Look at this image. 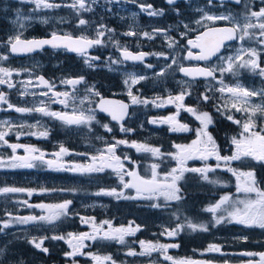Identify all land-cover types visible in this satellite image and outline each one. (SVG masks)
Wrapping results in <instances>:
<instances>
[{
  "label": "flooded vegetation",
  "instance_id": "flooded-vegetation-1",
  "mask_svg": "<svg viewBox=\"0 0 264 264\" xmlns=\"http://www.w3.org/2000/svg\"><path fill=\"white\" fill-rule=\"evenodd\" d=\"M48 2L60 5V7L37 9L31 0H25L23 3L19 2V0H0V55L7 56L6 60H0V67H7L10 70H14L15 68L18 69L17 71L14 70L10 77V82L14 84V87L9 88L7 84L0 85V92H3L7 98L6 103L0 102V108H2L0 110V118L12 112L7 105L8 103L16 104L18 99L16 92L22 87L23 79L27 77V74L32 76L33 80L30 81L31 83L24 82L25 84L30 87L35 85L31 88L41 91V96L45 97L47 102L48 99L52 101L55 100L56 103L54 105L62 107L64 104L59 103V100L63 99V97L57 98L54 96L55 92L63 93L64 84H60V77L62 75L72 74L75 75L73 78H78V76L76 77L77 74L81 72L85 73L88 69H85L83 59L87 56L89 58L98 57V59H91L92 62L100 64L98 68L100 71L105 68L102 64L105 57L102 53L103 45H94L91 50L87 51V56L67 51L63 47L52 48L51 46H44L42 49L30 53L13 54L9 51V47L6 44L8 37H15V35L20 33L22 34V39H46L50 38L51 34L55 32L59 35L67 33L73 37L87 36L90 39H95L97 38V29L103 25L104 28L100 30L104 31L105 34L108 32L107 35H111L115 46L118 48L117 55L119 56V62L116 63V67L124 71L126 69L133 70L145 76V79L131 87L130 90L132 94L139 96L140 100H147L146 97L149 95L153 96L157 93L160 98L162 97V102L159 103L162 106L158 107L159 110L157 111L156 119L168 117L177 112L174 104L166 102L167 96H176L182 91H188L190 94L187 95L183 102L185 107L195 108L198 113L207 110L206 112L211 115L214 121L212 125H209L208 132L214 137L219 146L220 154L222 156L232 155L234 146L231 144V137L238 136L241 127L229 121L227 116L232 115L235 119L244 122L247 119V114L244 112H237L235 109H231L230 106L227 110L220 107V103L225 100L219 98V96L222 95L219 89L223 86H235L237 84L250 90L264 89V76H260L258 72H252L247 68H238L235 73L225 72L221 74L217 71L214 77L206 78L197 76L192 78L184 75L179 69L180 67L212 68L224 66V59L227 58L228 54L231 52V45H227L221 53L209 60L187 58L189 50H191L194 55L199 52L197 49L188 45L187 41L189 39H195L196 35L205 31V24L209 27H224L231 25L228 21H216L214 23L205 21L203 24L198 25L196 21L203 15V12L198 11V9H203L204 12H208L209 14L221 15L231 13L235 19H243L244 14L248 11L245 5H250L252 10H258L260 7H264V4H261L260 0H242L238 5L232 4L231 2H223V4H221V2L214 0L211 5L208 4V0H176L175 5L167 4L166 0H134V2L133 0H111V2H108V0H96V3H93L92 0H86V5L91 8V11H77V9L70 7L74 0H48ZM140 5H151L154 10H163V14L149 16L147 12L141 10ZM177 8L179 9V15L176 12ZM17 10L20 11V19L17 23H12V21L17 20ZM40 14L47 16L54 15L55 17L61 16L62 19L60 21L59 19L55 21L54 18L50 17L49 19L40 20L36 18ZM24 16L31 18L25 22L21 18ZM80 19L86 20L87 23L85 25H80ZM185 25L188 27L185 28ZM154 29L166 31L154 32ZM128 32H135L136 35H126ZM144 32L151 33V38L145 37L143 35ZM181 33H187V35L182 36ZM244 41L248 44H258L260 47V49H257L258 52H260L259 63L264 67V45H261L257 39L245 38ZM170 43H172L171 47L169 46ZM237 43L238 42H236V45ZM124 49H127L133 54L146 53L147 55L144 56L145 58L142 61H125L122 54ZM107 51L110 52L111 50H108V48L104 49V53ZM173 59L176 60L175 64H173ZM73 60L77 62L78 68L76 65H72ZM148 65H151V67H148ZM169 65H171V67H169ZM162 71L163 75H160ZM113 72L115 73L116 80L113 81L111 90L105 93L106 89L103 85V80L98 83V89L102 95L101 97L115 96L129 103L130 115L124 122H114L110 117L98 110L100 97L96 103V109L98 111L97 116H95V120L92 121V125L88 128L85 125H65L60 120L54 117L51 119L49 116L46 117L48 126L45 128V131L48 132L47 137L38 135V133L43 131H33L37 133V135H25L20 138L23 139L20 141V144L24 145L23 142H30L29 146L44 152L45 160H49L55 159L52 154L58 152L61 146L57 145L55 140L66 139L64 147L69 150V154L62 157L61 163L68 166L90 163L91 156L97 155L100 150L107 146L103 141L104 139L108 143L128 138L129 140H126L128 142L133 140L132 133L135 131L136 124L131 125L129 120H131L130 118L134 111V105L126 90L127 87L124 83V74L116 70ZM40 76H43L45 80L54 85L51 91H49L46 85L40 84L37 79ZM83 83L84 82L79 84V87L82 86ZM69 86L73 89L71 85ZM203 91H206L208 96L211 95V98L207 101H204L200 97ZM44 92H47L48 95H42ZM252 98L264 101V98L260 96ZM148 105H150V103ZM142 106V111H151L147 108L146 104L142 103ZM218 107L221 108L220 111H217ZM60 112L71 113V111L64 110H60ZM177 119L179 123L187 124L190 131H170V126L168 124H160L158 125L159 127H155L153 130L154 134H161L157 136L159 140L153 143L165 153L169 149L176 151L175 148H171L174 144H190L196 139L195 130L201 126L195 116L183 109L180 110ZM106 122L109 123L108 127L111 128L110 132L103 127ZM145 122L147 127L148 122ZM255 122L257 130L264 127V116L257 113ZM58 123L67 128L66 131H58L56 129ZM121 126L125 129H132L133 131H121ZM137 127L139 128V126ZM70 128H72V130H70ZM75 129L79 130L76 131ZM146 134H149L147 128L141 130L140 137L144 138L143 136ZM170 138L176 141H172L170 143L171 145L168 146V140ZM18 140L19 138L17 137L16 141ZM10 151H12L10 147L0 144V157L5 155L4 158L7 159ZM16 155L24 156L26 153L23 148H18L16 150ZM116 155L121 157L127 170H134V151L129 147V144L119 145L116 149ZM125 156L129 157V159L124 160L123 158ZM33 163L35 166L32 168H0V188L15 187L34 190L31 196H29L27 192H17L7 193V197L12 201V199H17L18 196H22L23 200L19 202L28 201L29 205L59 204L69 200L72 201V203L68 207L67 215L60 217L52 223L44 221L32 222L33 227L29 229L28 232H23L22 230L14 232L10 229V231H5L4 229L3 232H0V248L4 246L15 251L18 254H16L17 259H20V261L23 260L24 264H74V262L75 264H95L96 262L94 261L93 263L92 261V255L101 256L103 248L112 250L110 253L114 255L118 247V242L115 240H85V247L82 249L84 255L78 254L75 257L64 256L65 252L71 250L66 240H45L43 246L49 249L47 254L35 249L29 243V240L32 238L39 239L41 237H51L53 235H64L67 238L68 233H91V223H82L81 218H94L97 224L108 220L112 222L113 227L119 226L117 224L118 209L115 204L120 199L118 200L114 196L97 194L101 193V190L112 189L119 180L116 173L111 169H105L103 172L80 173L68 171L66 169L57 170L55 168H49L46 163L39 160ZM206 163L215 168L217 161L214 158H209ZM171 164H173V162H171ZM171 164L165 161L162 162L160 170L164 172L163 174L167 173V169L170 171ZM204 164L205 162L201 160H189L187 166L203 167ZM167 165L170 166L167 167ZM230 167L245 172L253 171L258 186L264 189V161L247 158L240 161H232ZM227 171V167L221 162L220 168H217L215 172L208 173L209 179L217 180V178L212 177L217 174L230 175ZM188 174L190 173H187V175ZM191 175L193 176V185L194 183H205L211 186H219L221 190H225V188L233 184V187L236 188L235 176H233L232 179L221 178L217 180L221 181L223 184H229L228 187H221V183L213 184L202 180L199 174L191 173ZM125 178L131 179L128 176H125ZM184 181L186 182L187 179L185 178ZM184 181L182 180L180 185ZM42 189H47L48 191H41ZM123 192L128 195L133 194V191L130 189H125ZM134 194L136 193L134 192ZM214 196H216V194L212 191L206 192L205 200H207V202L204 201L203 203L205 208L214 204L217 197L221 195L218 193L216 198ZM121 200L125 199L121 198ZM99 201L108 203L110 206L106 207V209L102 206H94L93 202ZM28 211L27 209L22 210L21 212L24 215L21 216H42L47 214L46 209L38 207H35L33 215L27 213ZM181 219L182 218H180V220ZM194 219L195 220H191V222L200 223L197 217ZM180 222L181 221H178V224L182 225L183 222ZM226 224L228 223L223 222L217 225L218 229ZM233 224L239 226L241 229H248L250 231L256 230L257 235L255 239L257 243L264 240V229L249 228L237 223ZM107 227V225H104L105 230ZM248 235H250V233ZM245 236V234L242 235V237ZM175 238L176 236L174 239ZM173 244L177 243L173 242ZM178 248L174 249L176 250ZM89 253L92 255H88ZM154 255L155 252H152L150 256ZM170 263L173 264V261H170Z\"/></svg>",
  "mask_w": 264,
  "mask_h": 264
},
{
  "label": "snow or ice",
  "instance_id": "snow-or-ice-1",
  "mask_svg": "<svg viewBox=\"0 0 264 264\" xmlns=\"http://www.w3.org/2000/svg\"><path fill=\"white\" fill-rule=\"evenodd\" d=\"M23 3L25 0H19ZM35 4L36 8H55L60 7V5L53 4L48 2V0H31ZM93 3H96V0H92ZM111 2V0H108ZM134 2V0H133ZM167 4L175 5L176 0H166ZM223 4V0H220ZM235 4H240L242 0H233ZM261 4H264V0H260ZM213 0H208V4L211 5ZM70 7L79 10L91 11L90 7H87L86 0H74ZM245 7L248 11L244 14V23L241 24L235 21V17L229 14H209L204 12L203 9H198V11L203 12V15L196 23L203 24L205 21L216 22V21H228L232 26L225 27H209L205 24L206 30L196 35L195 39H189L187 41L188 45L192 48L199 49L197 54H193L191 50L188 52V59L195 60H209L211 57L216 56L223 48L227 41H232L239 39L244 41L245 38L248 39H257L261 45H264V7H260L258 10H252L251 6L246 4ZM142 11L147 12L149 16L162 15L163 10H154L151 5H140ZM177 14L179 15V9H176ZM17 20L12 21V23H17L20 19V11L17 10ZM255 21V22H253ZM86 20L80 19L79 24L85 25ZM22 26V25H21ZM188 26L185 25V28ZM104 28L101 25L97 29V38L90 39L87 36L73 37L70 34L59 35L57 33H52L50 38L47 39H22L20 33L15 35V37H8L6 44L9 47V51L13 54L17 53H30L38 49H42L44 46H51L52 48H61L63 47L67 51L76 52L77 54L87 56V49L93 47L94 45H100L102 40L100 37L104 36V31L100 29ZM110 31V30H109ZM154 32H164L166 30L154 29ZM126 35H136L135 32H128ZM145 37L151 38L152 34L144 32ZM182 36H186L187 33H181ZM172 46V43L169 44ZM123 57L125 60L132 61H142L146 53L132 54L127 49L123 50ZM162 55V54H161ZM260 52L256 48H243L238 49L237 54L234 56H229L224 60V66L219 67H197V68H185L180 67V71L185 73V75L190 77L203 76V77H214L215 73L219 71L221 74L225 72L235 73L238 68H247L252 72H258L260 76H264V67L259 63ZM7 56L0 55V60H6ZM98 59L89 58L86 62L89 63L91 67L90 60ZM176 63V60L173 59V64ZM151 67V65H148ZM171 67V65H169ZM8 68L0 67V85L7 84L9 88L14 87V84L10 82V77L12 72ZM163 75V71L160 73ZM42 85H46L51 91L54 88V85L49 81L45 80L43 76L37 78ZM129 79L132 84L138 83L140 80L145 79V77L140 76L136 77L133 74H130ZM84 82V77L78 78H66L61 80L62 84H67L73 86V92L75 91V86ZM29 83H31L29 81ZM125 83H128V80H125ZM222 83V81H221ZM91 95L100 96L99 92H96L94 86L86 90ZM221 93H228L229 100L231 101V109H235L237 112H244L247 114V119L244 122L235 119L232 115H228L227 119L233 123L240 125L241 131L238 136L231 137V144L234 146V151L230 156H222L219 151V146L217 145L214 137L208 132L209 125L214 123L211 115L208 112L198 113L197 109L192 107H185L183 101L186 95L190 93L182 91L176 96H169L167 98V103L175 104L177 112L174 115L160 119H152L150 123L152 124H168L170 126V131H190L187 124H182L178 122V115L180 110H185L195 116L196 120L200 122V127L196 131V139L193 140L190 144H175V152L168 153L167 155L176 162V166L170 169L163 176L157 171L159 165L153 163L151 167L150 176H141L136 170H127L125 168L124 162L120 156L116 155V149L119 145L129 144L126 140H115L111 144L100 150L97 155H93L90 158V163L88 164H75V165H64L61 163L62 157L69 154V150L63 145L60 146L59 151L53 153L52 155L55 159L45 160V153L41 152L39 149L21 144H8L6 136L8 132L0 131V144L7 145L11 148L13 155L7 159L0 157V168L9 167V168H32L35 166L34 161H41L46 163L49 168H55L57 170L66 169L72 172L80 173H94V172H103L105 169H111L116 173L120 183L122 184V189L117 191L116 188L110 190H101V193L108 196H114L116 199H137L143 198L150 201H159L163 198L164 204L167 205L171 201H181L184 199V194L180 187V182L184 180L186 173H196L199 174L200 178L209 183H220L217 180H210L208 173L215 172L217 168L221 167V162L227 167V170L231 172L236 177V192L243 194V198L237 196L233 198L231 194H226L220 197L218 201L214 204L208 206L204 211L209 212L213 215L216 225H219L223 222L227 223H237L249 228H260L264 229V189H261L258 186L255 173L253 171H240L230 167L232 161H240L243 159L251 158L257 161H264V127L257 130V125L255 122V117L257 113H260L261 116H264V103L253 104L251 102L252 97L260 96L264 98V89L260 90H250L243 87L240 84L235 86H223L219 89ZM24 93H22L23 95ZM42 95L47 96L48 93L44 92ZM128 95L131 97L132 103H144L147 104L149 101L140 100L137 96L133 95L131 90H129ZM54 96L63 99L59 100V103L68 105V101L73 97V93L67 91L60 93L55 92ZM88 99V96L80 99V104H84L85 100ZM202 99L207 101L209 97L203 95ZM0 102L6 103L7 98L3 92H0ZM155 106L160 107L161 104H157L156 101H152ZM43 105L44 102L41 101ZM9 109H15L18 113L24 112H41L45 115L54 117L65 125H89L93 120H95V115L93 114L94 110H83L78 108H73L71 113L68 112H51L48 111L46 107H35V108H21L15 107L11 103H8ZM99 107L101 111L108 112L111 115L112 120L121 121L127 115V104L122 102L106 100L103 97L100 98ZM225 110L229 108V103L226 102L222 106ZM221 108H217V111H220ZM0 125H7L9 130L13 127L9 121H0ZM20 127H23L22 125ZM107 131H111V128L107 124L103 125ZM121 131H132V129H125L121 126ZM21 133H17L19 137ZM31 135H37L33 132ZM39 136L47 137L48 132L43 131L38 133ZM131 147L135 148L137 152L149 153L153 157H160L163 154L161 153L160 148L153 147L146 143H137L132 141L130 144ZM18 148H23L26 155L19 156L16 155V150ZM38 153V155H37ZM209 158H214L217 163L215 168L208 165L206 162ZM124 160L129 159L125 156ZM189 160H201L205 164L203 167H188ZM125 176L130 177L131 179L125 181ZM123 189H134L135 196H125ZM34 190L21 189L15 187H3L0 188V194L7 193H17V192H27L29 196L33 194ZM41 191H48L47 189H42ZM254 194V195H253ZM27 204V201H24ZM72 201H64L59 204H38V205H28L29 207H38L41 209H46L47 214L42 216H27V217H12L11 213L7 215L10 217L8 221L0 222V232H3L5 228H8L10 224L15 221L20 224H27L29 222L35 221H44L47 223H52L58 220L60 217L67 215L68 207ZM154 208L161 207L160 203H153L151 205ZM219 210H223L226 215H217ZM81 222L85 224L91 223L92 232L91 233H68L67 238L64 235H53L51 237H41L39 239L32 238L29 240V243L37 250L47 254L49 249L44 247V241L47 239L52 240H66V243L70 247V251L65 252V257H75L78 254L84 255L82 249L85 247V240H115L118 243L123 244L125 242L126 236L134 235L137 231L140 230V226L136 225L133 227L134 222H129L127 227H113L112 222L105 220L100 224L95 223L94 218H81ZM104 225H107V229H104ZM187 227L193 231H208L207 225L204 224H195L189 221L186 225L178 224L173 229H165L162 235H167L168 237H175L180 234L184 227ZM247 239V237H244ZM140 246L142 251L136 253L134 250H129L128 255H151L152 252L159 251L166 260L173 261V264H210L207 261H195L192 259H181L174 260L173 257L169 256L168 249L178 248V244H161L153 243L151 241L141 240ZM206 251L209 252H220L221 248L219 245L210 244ZM5 250L0 248V257H3ZM88 255H92L89 253ZM247 256H259L258 261H249V264H264V252L261 253H244ZM92 259L96 264H105V262L110 261L111 264H115V261L112 260L111 256H97L92 255ZM20 264H24V261L21 260ZM75 264V262H74Z\"/></svg>",
  "mask_w": 264,
  "mask_h": 264
},
{
  "label": "rangeland",
  "instance_id": "rangeland-1",
  "mask_svg": "<svg viewBox=\"0 0 264 264\" xmlns=\"http://www.w3.org/2000/svg\"><path fill=\"white\" fill-rule=\"evenodd\" d=\"M215 15H220V14H215ZM50 17L54 18L55 21L57 19H59V21L62 19L61 16L55 17L54 15L47 16V15H43V14H40L36 18L41 20V19H49ZM21 18H22L23 21L27 22V20H29L31 17L24 16V17H21ZM235 21H237V22H239L241 24H243L245 22L244 18L243 19H235ZM107 34H108V32H107ZM107 34H104L103 37H100V39L102 40V43L100 45L101 46L103 45L102 53L105 55L104 61H103L102 64H103V67H105L106 69L104 68L102 71H100L98 69L100 67V64L99 63L96 64V63L92 62V60H90V63L92 65L90 67L89 63L86 62L89 59L88 56L85 59H83V64H85L84 65L85 69H88V70L85 73L81 72V73L76 75V77L77 76L78 77L79 76L80 77L81 76L84 77V83L82 84V86H80V87H79V85L75 86V91L73 92V89H71L69 85H67V84L63 85L64 88H63L62 92L67 91L69 93H73V97L74 98H70L69 99V105H67V106L64 105L62 107H59L57 105H54L56 102H55V100L52 101L51 99H48V102H47L45 97L41 96V91H39L38 89H34V88L32 89L31 88V87H34L35 85L30 87L29 85L24 83V82H29V81L33 80V77L28 75V74L26 75L27 77L25 79H23L22 87H20L18 89V91L16 92L17 95H18V97H17L18 99H17L16 104H13V103H11V104L14 105L15 107H21V108H35V107L44 106V107L47 108L48 111H51V112H60V110L71 111L72 112L73 108L75 107V108L83 109V110H86V111L87 110H94L93 114L95 116H97L98 111L96 109V103H97L98 99L102 96L100 94V92H99V89H98V83L101 80L104 81L103 85H104L105 89L106 90H111L112 83H113V81L116 80L115 73L113 71L116 70L118 72H122L124 74V83H125V80H128V83L127 84L125 83V86L127 87V89H126L127 92H129L131 87L133 85H135V84H132L131 80L129 79L130 74H133L136 77H140V76L145 77L144 75H140V73H138L136 71L129 70V69H126L124 71V70H120V69H118L116 67V63L119 62V56L117 55L118 54V48L115 46V43H114L113 39L111 38V35L110 34L107 35ZM241 47H243L245 49H247V48L260 49V47L258 46L257 43L248 44L245 41H240L239 40L237 45L236 44L231 45V47H230L231 52H230V54H228V57L229 56H234L235 54H237L238 49H240ZM107 48H108V50H111V51L110 52L107 51L106 53H104V49H107ZM72 63H73L72 65H76L77 68H78L77 62L75 60H73ZM14 70L17 71L18 69L15 68ZM18 72H21V71H18ZM14 74H16V73H14ZM74 76L75 75H72V74H70V75H62L60 77V81L63 80V79H66V78H73ZM60 84H61V82H60ZM93 86H94L95 91L99 92L100 96L91 95L90 93H88L86 91L87 89H89V88H91ZM22 93H24V94L22 95ZM105 93H108V92H105ZM187 93H188V91H187ZM203 95H207V92L206 91L201 92V96L200 97L202 98ZM85 96H88V99L85 100L84 104H80V99L84 98ZM217 96H219V95H217ZM137 97H138V99H140L139 96H137ZM168 97L169 96H167V98ZM186 97H187V95L185 96V98ZM208 97L211 98V95H209ZM161 98L159 97L158 93L154 94L153 96L149 95L148 97H146L147 101H149L146 104V106L150 103V105L147 106V108L149 110H151L149 112L142 111L143 110L142 103L133 104L134 105V111H133L132 116L130 118L131 120H129L131 125L136 124L134 130L139 129V128H140V130H143V129L147 128L148 131H149V134H146V135L143 136L145 138V139H143V141H139L138 140V141H135V142H137V143H146L148 145L156 147V145L153 142H157V140H159V137H157V136L161 135V134L156 133L157 134L156 135V134L153 133V130H154L155 127H159L158 125H160V123L152 124V123H150V120H152L154 118L156 119L157 111L159 110V108L157 106H155V104H153L152 101L155 100L156 103L159 104L160 102H162ZM219 98L222 99V100H225L224 102L220 103V105H219L220 107H222L226 102H228L229 106H230L231 101L229 100V94L228 93H222V95L219 96ZM41 101L44 102L43 105L41 104ZM251 102L253 104L264 103V101L258 100V99H255V98H251ZM146 106H145V109H146ZM174 106H175V104H174ZM175 108H176V106H175ZM11 111L12 112L10 114H7V115L3 116L2 118H0V121H9L11 123V125L13 126L11 128V130H9L7 125H0V131L8 132V135L6 136L8 144H14V143L15 144H20L21 143L20 141L23 140V139H20V138L24 137L27 134L32 136L31 133H33V131H35V132L45 131V128H47V126H48L47 122H46V117H49V116L45 115L44 113L35 112V111L18 113V112L15 111L14 108L11 109ZM206 111L207 110H204L203 112H206ZM44 117H45V119H44ZM51 119H53V117H51ZM145 121L148 122V126L147 127L145 125V123H146ZM92 123L93 122H91L89 125H85V126L88 128L90 125H92ZM106 124L109 125V123H107V122H106ZM21 125L23 127H20ZM137 126H139V128ZM42 129H44V130H42ZM56 129L58 131H60V132H64V131H66L67 128H65L62 124L58 123L56 125ZM70 130H72V128H70ZM75 130L78 131L79 129H75ZM81 131H82V129H81ZM134 132H136V131H134ZM17 133H21L19 135L20 137L17 136ZM17 137L19 138L18 141H16ZM125 140H129V138L125 139ZM55 141H56L57 145L65 146L64 142L66 141V139H57ZM103 141H104L105 145L112 143V142L108 143L105 139ZM132 141H134V140H130L129 141V147L134 151L135 156L139 155V157H141V158L142 157H145V158L147 157V160L149 158V160L147 161V164L145 165V168L147 169V171H149V176L151 175V167L150 166L153 163H156V164L159 165V168L157 169V171L160 173L161 176L164 175L163 174L164 172H162L160 170V166H161L163 161H165L168 164H171V162H173V164H171V168L170 169L175 167V163L176 162L167 155L168 153L175 152L172 149L167 150L166 153L163 152L160 149L161 153L163 155L160 156V157H153L149 153L137 152L135 148L130 146ZM29 143L30 142H28V143L23 142L24 145H28V146L30 145ZM174 145L171 148H174ZM12 155H13V153H12V151H10L8 157H11ZM2 156H3V158L5 157V155H2ZM139 163L140 162H138V164ZM138 164L135 162L136 166ZM4 168H9V167H4ZM168 171L169 170L167 169L166 172H168ZM227 172H228V174H231L232 176H234L231 172H229V171H227ZM185 175H187V173ZM185 178H186V176H185ZM185 178H184V180H185ZM215 178H217V180L221 179L218 176L215 177ZM128 180H130V179L129 178H127V179L125 178V181H128ZM220 183H221V187H228L229 186V184H223L221 181H220ZM113 188H117L118 191H120L122 189V184L120 183L119 180L116 182V184L113 186ZM228 189H230V188H225V190H221L220 195L223 196V195H226V194H231V192H234V190H228ZM234 189L236 191V188H234ZM130 190L133 191L132 195H128V194H125V193H124V195L125 196H135L136 195V194H134L135 190L134 189H130ZM123 191H124V189H123ZM231 195L233 196V198H235L237 196H240L241 198H243V194H241V193H237L236 192L235 194H231ZM220 197H217L216 201H218L220 199ZM22 198H23L22 196H18L17 199H12V201H11V199H9L6 194H0V222L8 221L10 219V217L7 215L8 213H11L12 217H24V216H21V215H24V214H22L21 211L22 210H26V209L29 210L27 213L33 215V212H35V207H29L28 206L29 205L28 201H27V204H25L24 202H19V201L23 200ZM137 199H139V198H137ZM161 201H163V198H161L156 203H160ZM93 204H94V206H102L105 209H106V207L110 206L108 203L100 202V201L99 202H93ZM12 214H14V215H12ZM217 215H226V213L223 210H219V213H217ZM207 216L208 217L203 219L202 222H200V223H195V222H192V223L207 225L208 229H209L210 226H217L215 224L213 215L211 213H208ZM178 217L181 218V215L179 214ZM159 221L160 222L158 224H159V226L161 228L160 231H159L160 234L163 233L165 229H173V228H175V227L171 226V224L166 223L165 221H162V220H159ZM182 225H184V224L182 223ZM32 227H33L32 222H29L27 224H20V223H17L15 221H13L10 224V226L8 227V229L5 228V231L10 229V230H13L14 232H17L18 230H22L23 232H28L29 229H31ZM117 227H120V226H117ZM183 230H185V227L183 228ZM189 230H191V229H189ZM197 231H199V230H197ZM191 232H193V230H191ZM194 233H196V231H194ZM163 236H164L165 241H155L153 243L173 244V239H172L173 237H168L167 235H163ZM233 237L236 238V239L241 238L239 236H233ZM126 240H127V236L125 237V242H126ZM148 241H150V240H148ZM210 244L219 245L217 242L216 243L215 242L214 243H208V245H206L205 248H203L201 250H197L200 253L202 252L200 257H199V254L198 255L196 254L195 256H192L191 259L195 260V261H207V262H210V264H249L250 260L253 261V262L259 260V256L258 255L251 256V257L247 256L246 259H243L242 261H239V262L237 260H235V259L231 260V254H237L236 250H238V249H230V253L228 252L230 255L229 256H225L224 257L225 261L219 263V262H217V260H214V255L216 254V252L206 251V249L208 248V246ZM124 246L119 248V250L120 251L122 250V253L124 254V256L120 257L119 259L116 258V257H113V255L110 252L109 253H104V255H101V257L111 256L112 260L115 261V264H168L170 262V260H166L164 258V255H162L159 251H155V255L154 256H150V255H134V256L130 255V256H128L127 253L129 252V250H134L136 253H140L142 251V248H141V246H140V248L133 247L132 245H130L129 248L128 247H124ZM1 248L5 250V254H4L3 257H0V264H19L20 263V259H17V256H16L17 253L15 251H13L11 249H8V247H4V246H2ZM220 248H221V251L217 252L219 254L222 253V250H223L222 246H220ZM116 250L118 252V248H116ZM228 251H229V249H228ZM249 251L251 253L264 252V250L263 251L259 250L257 252H252L253 250H249ZM167 254L169 256H171V257L174 256V248L168 249V253ZM206 254H209V257H206ZM222 255H223V253H222ZM92 261L94 263L93 259H92ZM105 264H111V262L108 261V262H105Z\"/></svg>",
  "mask_w": 264,
  "mask_h": 264
},
{
  "label": "trees",
  "instance_id": "trees-1",
  "mask_svg": "<svg viewBox=\"0 0 264 264\" xmlns=\"http://www.w3.org/2000/svg\"><path fill=\"white\" fill-rule=\"evenodd\" d=\"M109 92L110 90H105V92ZM208 96V95H207ZM136 132L132 133V138L134 141H143L144 138H141L140 132L141 130H135ZM129 134V133H128ZM130 135V134H129ZM168 146H170L172 141H176L173 138H170ZM158 145V144H157ZM135 162L138 164L135 165L134 170L138 171L142 176H149V171L145 168L147 164V157H139L135 156ZM139 166V167H138ZM170 165H167L169 167ZM140 168V169H139ZM219 174L212 176L213 178L217 177ZM219 178H227L232 179L233 176L230 175H219ZM187 181L182 182L180 187L184 194V199L177 202L171 201L168 202L167 205L164 204V201L160 202L161 207L154 208L151 205L156 203L157 201H150L148 199H125L119 200L115 206L118 209V221L117 224L119 226L127 227L129 222H134L133 227L136 225L140 226V230L137 231L134 235L127 236L126 242L123 244L118 243V252L115 251L113 257H117L118 259L124 254L122 250L120 251L119 248L133 247L140 248V241H165L164 236L160 234V226L159 220L165 221L168 224H171L173 227L178 225V221L183 222L186 225L189 221L195 220L194 218L197 217L198 221H202L203 219L207 218V212L204 211L205 206L203 205L205 200L206 192L212 191L213 193L218 195L221 193V188L219 186H211L205 183H192L193 176L188 174L186 176ZM192 183V184H191ZM234 185L231 184L228 188L229 190H234L231 194H235L236 191L233 187ZM208 189V191H207ZM125 190V189H124ZM216 196H214L216 198ZM181 215V220L178 215ZM177 222V223H176ZM180 222V223H181ZM250 233V235H248ZM241 234V235H240ZM246 235L247 239H244L242 235ZM257 235L256 230H248V229H241L239 226L234 225L233 223H228L225 226H221L218 229V226H210L208 231H196V233L191 232L189 228L185 226V230L181 231L178 236L174 239L173 242L179 245L178 249H174V256L173 259H191L192 256L199 254L200 252L197 250H201L208 245V243H218L222 246L223 250L222 253H217L214 255V260L221 263L225 261V256H229L230 249H238L236 250L237 254H231V260L242 261L243 259L247 258V255L244 253L250 252L249 250H253L252 252H257L259 250H264V240H261L260 243L256 242L255 236ZM233 236H240L241 238L236 239ZM243 238V239H242ZM122 249V248H121ZM229 249V251H228ZM110 249L103 248L101 253H109ZM229 252V253H228ZM130 256V255H128ZM206 257H209V254H206ZM160 258V257H159ZM143 259V258H142ZM168 264H171L170 262Z\"/></svg>",
  "mask_w": 264,
  "mask_h": 264
},
{
  "label": "water",
  "instance_id": "water-1",
  "mask_svg": "<svg viewBox=\"0 0 264 264\" xmlns=\"http://www.w3.org/2000/svg\"><path fill=\"white\" fill-rule=\"evenodd\" d=\"M214 1H219L220 2V0H214ZM232 2V3H234L233 2V0H223V2ZM225 27V26H224ZM47 39V38H46ZM236 40V39H235ZM235 40H232V41H227L226 42V44H228V43H232V42H234ZM225 44V45H226ZM47 46V45H46ZM47 47H50V46H47ZM225 47V46H224ZM224 47L223 48H221V50H220V52H222V50L224 49ZM92 49V47L91 48H89V49H87V51H89V50H91ZM198 51H199V49H197ZM219 52V53H220ZM219 53H217V55L219 54ZM133 54V53H132ZM214 57V56H213ZM145 58V57H144ZM212 58V57H211ZM123 59H124V57H123ZM125 60V59H124ZM125 61H129V62H137V61H132V60H125ZM193 68V67H192ZM183 73V72H182ZM184 75H185V73H183ZM197 77V76H196ZM192 78H194V77H192ZM207 78V77H206ZM104 99H106V100H112V101H118V102H122L123 104H127L128 105V108H127V115L124 117V119L123 120H121V121H116V120H112V118H111V115L108 113V112H104V111H101V109H100V107H99V104H98V110L100 111V112H103L105 115H107L108 117H110L111 118V120L112 121H114V122H118V123H121V122H124L127 118H128V116H129V114H130V105H129V103L127 102V101H125V100H122V99H120V98H117V97H115V96H105V97H103ZM99 103H100V101H99ZM2 108H0V110H1Z\"/></svg>",
  "mask_w": 264,
  "mask_h": 264
}]
</instances>
